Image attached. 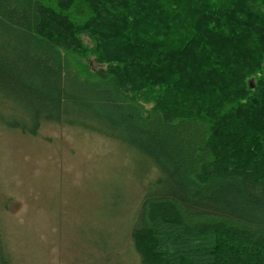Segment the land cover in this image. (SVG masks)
Segmentation results:
<instances>
[{"label": "trees", "instance_id": "obj_1", "mask_svg": "<svg viewBox=\"0 0 264 264\" xmlns=\"http://www.w3.org/2000/svg\"><path fill=\"white\" fill-rule=\"evenodd\" d=\"M263 64L264 0H0V126L146 163L139 264H264Z\"/></svg>", "mask_w": 264, "mask_h": 264}, {"label": "rangeland", "instance_id": "obj_2", "mask_svg": "<svg viewBox=\"0 0 264 264\" xmlns=\"http://www.w3.org/2000/svg\"><path fill=\"white\" fill-rule=\"evenodd\" d=\"M148 170L92 131L45 124L28 135L0 126V225L16 263L139 264L126 233Z\"/></svg>", "mask_w": 264, "mask_h": 264}, {"label": "water", "instance_id": "obj_3", "mask_svg": "<svg viewBox=\"0 0 264 264\" xmlns=\"http://www.w3.org/2000/svg\"><path fill=\"white\" fill-rule=\"evenodd\" d=\"M252 86H253V84H252V82L250 81V82H249V87H252Z\"/></svg>", "mask_w": 264, "mask_h": 264}]
</instances>
